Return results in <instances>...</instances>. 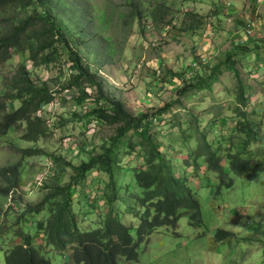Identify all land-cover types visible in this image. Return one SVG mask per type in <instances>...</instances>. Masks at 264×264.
I'll use <instances>...</instances> for the list:
<instances>
[{"label": "rangeland", "instance_id": "374dc122", "mask_svg": "<svg viewBox=\"0 0 264 264\" xmlns=\"http://www.w3.org/2000/svg\"><path fill=\"white\" fill-rule=\"evenodd\" d=\"M157 5L166 15L160 24L152 20ZM47 10L104 93L121 101L132 116L151 115L175 103L181 82L172 79L169 71L188 84L221 65L211 90L180 99V106H171L153 121L160 153L166 154L164 159L174 174L185 177L196 194L199 225L190 226L183 215L175 227H161L139 242L136 260L121 259L118 264H264V0H53ZM42 13L27 10L19 16ZM228 54L235 55V71L247 88V116L257 125L256 139L243 155L249 167L241 176L229 171L227 156L229 146L234 148L242 140L234 128L236 79L223 66ZM27 56L12 52L11 60L0 64V95L5 91V77L21 65L32 79L47 81L52 90L65 81L61 65L33 68ZM85 91L92 93L88 88ZM75 93L58 94L39 112L51 129L47 137L24 142L13 129L0 137V169L17 165L20 170L14 192L0 196V264H4L5 252L21 243L18 233L30 235L34 247L52 263H62L61 254L52 252L37 227L49 219L48 205L38 215L21 214L25 207L41 203L57 184H69L70 170L58 175L51 158L78 166L98 155L100 145L114 133L113 127L96 121L87 128L76 121L60 126V119L72 118ZM89 103L76 108L79 117L90 109ZM18 106L14 102L8 111ZM198 133H204L217 150L230 187L220 186L217 174L207 169L203 158H194ZM27 148L45 154L22 157L15 151ZM120 158L123 162L114 173L118 191L114 208L135 240L140 214H126L124 209L141 210L131 195H141L132 170L140 168L143 160L135 152ZM108 181L106 174L93 170L85 186L75 189L72 209L81 229L103 220ZM3 187L0 178V189ZM218 230L232 233V237L218 242Z\"/></svg>", "mask_w": 264, "mask_h": 264}, {"label": "trees", "instance_id": "16d2710c", "mask_svg": "<svg viewBox=\"0 0 264 264\" xmlns=\"http://www.w3.org/2000/svg\"><path fill=\"white\" fill-rule=\"evenodd\" d=\"M52 1L0 0V64L10 61L12 52L27 53V61L33 68H49L59 64L62 67L60 70L65 72L61 73L65 81L59 84L58 90L50 89L47 81L32 79L24 65L19 66L12 76L5 77V91L0 95V137L6 136L11 129L20 132V139L29 143H36L50 135V126L39 112L52 104L58 94L68 91L76 92L71 99L74 107L78 108L90 102V109L79 117L74 108L72 118L60 119V126H66L67 121H76L80 122L82 128H87L96 121L113 127L114 133L107 142L100 145L101 152L98 155L78 166L60 157L51 158L52 164L58 167V175L64 174L67 168L70 170L69 184H57L41 203L35 207H25L21 215H38L48 205L50 217L45 224L39 223L37 227L42 231V236L52 252L61 254V264H118L121 259L136 260L139 242L148 238L153 231L161 227H175L183 215L188 217L190 226L199 225L200 204L196 194L185 177L174 174L173 168L164 159L166 154L160 153L156 140L158 137H155L153 132V121L156 122L168 113L171 106H180V99L188 98L194 92L211 90L221 72V65L213 67L208 75L192 78L188 84L181 75L169 71L172 79L181 82L175 103L166 105L151 115L132 116L125 110L121 101L104 93L101 83L97 82L93 73L83 65L80 56L47 10ZM27 10L35 13L41 10L43 13L19 16ZM6 13L8 14L2 17ZM165 17L164 9L157 5L152 12V20L160 24L164 22ZM254 56L256 60L259 59L257 52ZM234 57V54H228L223 66L231 71L236 79L234 114L237 121L234 128L242 135V140L234 148L229 146L230 152L227 156L230 161L229 171L241 176L249 167V161L243 159V155L249 152L250 144L256 139L254 130H257V125L247 116V88L235 71ZM86 88L92 93L85 91ZM14 102H18L19 106L8 111V106ZM135 137L137 140H134ZM198 137L194 158H203L207 169L217 174L220 186L230 187L231 182H226L217 150L213 149L204 133H198ZM173 148L175 145L171 149ZM15 151L22 157L45 154L33 148ZM134 152L143 160L140 168L132 170L141 195L131 196L141 210L136 212L125 209V212L135 216L140 214L135 240L130 234V228L123 224L121 216L114 208L118 199V191L114 188L115 170L123 162L120 157L130 156ZM93 170L109 177L107 192L104 193L107 209L99 224H93L91 228L83 230L79 227L72 209V195L77 187L85 186L89 173ZM19 174L17 165L0 169V178L5 184V187L0 189V196L8 197L14 192ZM56 178L58 180V177ZM99 218L102 219L101 215ZM215 234L218 242L232 237V233L224 230H218ZM17 236L21 238V243L5 252L4 264H54L34 247L30 235L18 233Z\"/></svg>", "mask_w": 264, "mask_h": 264}, {"label": "clouds", "instance_id": "9594fccd", "mask_svg": "<svg viewBox=\"0 0 264 264\" xmlns=\"http://www.w3.org/2000/svg\"><path fill=\"white\" fill-rule=\"evenodd\" d=\"M124 211H125V209H124ZM126 213V212H125ZM126 214H128V213H126Z\"/></svg>", "mask_w": 264, "mask_h": 264}]
</instances>
